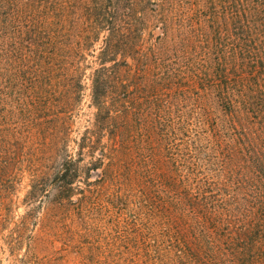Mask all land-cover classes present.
<instances>
[{"label":"trees","instance_id":"obj_1","mask_svg":"<svg viewBox=\"0 0 264 264\" xmlns=\"http://www.w3.org/2000/svg\"><path fill=\"white\" fill-rule=\"evenodd\" d=\"M1 122L2 181L25 168L45 221L112 184L157 261L264 264V0H0Z\"/></svg>","mask_w":264,"mask_h":264},{"label":"rangeland","instance_id":"obj_2","mask_svg":"<svg viewBox=\"0 0 264 264\" xmlns=\"http://www.w3.org/2000/svg\"><path fill=\"white\" fill-rule=\"evenodd\" d=\"M159 33V28L147 27L144 32L145 51L148 49L153 53L150 46L157 44ZM163 45L167 47L162 51L156 46L157 56L164 58L169 54L172 58V44L164 42ZM87 59L92 60V57L88 56ZM155 59L149 56L152 64ZM90 71V68L87 69L82 78L85 88L71 119L67 142L70 150L74 147L73 140L79 139L94 117L95 108L91 105L88 80ZM10 129L13 130L11 125ZM32 130L25 131L22 141L30 147L28 154L35 157L44 148L45 138L32 139ZM90 179L94 180L95 177ZM112 189L113 185L109 184L97 193L96 199L88 200L86 212L75 209L72 215H68L60 210L45 221L42 205L27 203V170L18 168L13 181H2L0 175V264H201L196 260L191 263L188 259L177 257L157 261L154 254H147L148 248L155 247L169 256L161 243H149V238H153L149 237V232L145 233L144 240L138 238V232L132 229L135 221L130 214L134 205L113 194L107 195ZM78 197L76 195L74 199Z\"/></svg>","mask_w":264,"mask_h":264}]
</instances>
